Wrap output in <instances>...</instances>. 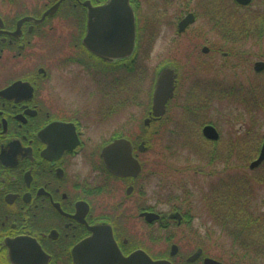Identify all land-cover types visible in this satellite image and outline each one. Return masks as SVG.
<instances>
[{
  "label": "flooded vegetation",
  "instance_id": "obj_1",
  "mask_svg": "<svg viewBox=\"0 0 264 264\" xmlns=\"http://www.w3.org/2000/svg\"><path fill=\"white\" fill-rule=\"evenodd\" d=\"M57 1L2 0L12 10H0V264H116L119 251L125 257L143 251L153 261L171 264H207L206 258L224 262L208 245L209 230L220 227L208 217L227 204L220 224L234 225V183L229 184L233 190L228 196L214 192L210 209L202 207V195L181 190L172 180V173L186 169L168 165L167 176L161 175L164 170L155 165L152 138L145 137L161 132L160 124L168 119L177 94L178 78L166 112L160 117L153 114L158 73L165 67L175 69L169 63L159 62L150 73L154 85L147 91L149 100L145 97V118L133 124L131 108L141 105L136 99L141 95L138 89L131 90L145 70L139 59L150 58L153 51L145 50L141 56L145 26L139 0H130L137 38L127 57L114 56L118 48L112 40L101 46L103 56L85 43L90 10L86 2L98 6L107 0H65L38 22ZM234 2L241 8L252 4ZM158 4L153 0L149 21L174 24ZM213 7L214 1L207 13L211 20ZM190 13L195 21L196 10L178 15L176 36L194 23L179 30ZM23 18L27 19L19 24ZM154 28L150 30L155 36ZM201 50L208 53L210 46ZM258 61L264 60L255 61L257 74L264 69H256ZM206 80L212 82L213 97L218 80L201 79L199 87L209 84ZM124 112L132 114L131 128L139 127L134 128L137 138L121 131L119 118ZM119 138L132 142V153L141 165L137 175L114 173L105 162L103 149ZM204 138L219 146L220 137Z\"/></svg>",
  "mask_w": 264,
  "mask_h": 264
},
{
  "label": "rangeland",
  "instance_id": "obj_2",
  "mask_svg": "<svg viewBox=\"0 0 264 264\" xmlns=\"http://www.w3.org/2000/svg\"><path fill=\"white\" fill-rule=\"evenodd\" d=\"M155 1L159 2L157 8L164 11V14L168 13L174 24L149 21L152 20L150 16L155 9L151 8L153 0H139L141 23L145 26L140 40L141 56H144L145 50L153 51L150 58L139 59L145 70L137 86L134 85L131 90L136 92L138 89L137 93L141 95L136 97L141 105L131 108L135 116L133 124L137 125V122L145 118V97L148 101L147 91L154 85L150 73L159 62L169 63L179 74L176 97L168 119L160 124L161 132L145 134L146 138H152L149 142L154 145L155 165L164 170L161 175L166 174L168 165L186 169L172 173V180L178 183L179 189L191 190L196 196L202 195V207L208 205V209L213 204L216 193L225 192V196H228V192L233 189H227L226 186L230 182L234 186L237 184L235 192L242 197L241 204L244 208L236 217L234 215L235 224L229 226L220 224L222 213L228 212L227 204L223 208H214L215 214H211L208 221L214 218V223H219L220 227L215 231L209 230V236H206L208 245L227 264H264V161L255 169L249 167L258 157L264 142V109L259 106L260 103L264 104V69L259 74L254 70L255 61L264 60V39L249 36L234 40L233 35L228 32L225 33L229 37L223 35L207 14H210L214 0ZM215 2L218 4L216 9L222 13L225 22L232 24L264 11V0H254L247 8L238 7L234 0ZM185 9L196 10L197 19L180 36H176V19ZM0 10L11 13L12 9L0 0ZM231 11L233 16H230ZM151 26H155V36L151 33ZM66 29L67 26H64V30ZM203 45L210 46L208 53L202 52ZM211 78L218 80V88L223 86L238 90L237 95L235 94L237 98H213L210 95L213 88H210L211 80H206L209 84L201 83L199 87L201 79ZM131 91L128 90L127 93ZM213 95L217 94L213 92ZM129 114L130 112H124L119 118L122 123L121 131L134 139L137 138L134 128L139 131V127L131 128ZM207 124L214 125L220 132L219 146H212V142H207L204 138L202 127ZM179 125L188 130H176ZM91 136L95 143L100 141L97 135ZM211 153L215 160L209 163V159L212 160L209 158ZM225 160L230 161L226 163ZM196 170L201 172L197 174ZM216 182L219 188L215 187ZM236 198L239 197H234V205L239 206L240 202H236ZM235 226L242 232L237 241ZM202 232L206 233V230L203 229Z\"/></svg>",
  "mask_w": 264,
  "mask_h": 264
},
{
  "label": "water",
  "instance_id": "obj_3",
  "mask_svg": "<svg viewBox=\"0 0 264 264\" xmlns=\"http://www.w3.org/2000/svg\"><path fill=\"white\" fill-rule=\"evenodd\" d=\"M64 0H58L44 14L41 22L46 15L54 14ZM240 3L247 5L253 0H238ZM89 31L85 37V43L98 55H104L101 46L106 44L109 46V40L117 46L115 57H127L132 54L136 46L137 25L134 10L130 0H107L104 5L93 6L89 1ZM25 19L20 20L19 24ZM194 21V15L190 13L180 22V31H184L186 27ZM204 51H208L204 47ZM264 68V61L256 62V69ZM178 73L171 67L163 68L156 80L153 93V114L156 117L162 116L166 112L168 101L175 95L176 81ZM203 134L209 139H218L220 132L212 125L207 124L203 128ZM102 155L108 168L119 174L137 175L141 169L140 162L132 153V142L127 138H119L103 149ZM264 161V142L261 146L259 155L250 163V168L254 169ZM98 231H96V235ZM99 233V232H98ZM93 239H97L93 237ZM99 239V238H98ZM110 243H106L105 247H110ZM207 264H225L224 262L212 258H206ZM116 264H171L164 261H153L152 258L142 252L131 254L127 257L123 256L119 251L115 259Z\"/></svg>",
  "mask_w": 264,
  "mask_h": 264
},
{
  "label": "trees",
  "instance_id": "obj_4",
  "mask_svg": "<svg viewBox=\"0 0 264 264\" xmlns=\"http://www.w3.org/2000/svg\"><path fill=\"white\" fill-rule=\"evenodd\" d=\"M215 1H218V3H220V2H222V0H214V7L212 10V16H213V19L215 20L214 25H216V27H218L220 32H223V35H225L226 37H229L225 33V32H228V33L233 35L232 38L234 40L237 38H241V39L247 38L249 36H252V37L257 36L259 39L260 38L264 39V11L256 12L255 16L249 15V16L243 18L242 21L238 22L237 24L227 23V22H225L226 19L225 20L223 19L224 16L222 15V13L216 9L218 7V4H216ZM230 16H233L232 11L230 12ZM220 20H222V22H220ZM237 92H238V90H236L233 87H231L230 89H227L226 87L222 86L221 88H218V92L216 93L217 95H214L213 97L217 98L219 100L224 99V98L231 99V98L236 97ZM259 106H261V108L264 109V104L261 105V103H260ZM139 137H141V136H139ZM139 137H138V139H139ZM191 146H193V145H191ZM252 150L253 149H251L250 152H252ZM254 153H255V151L252 154H254ZM209 158L214 159V156L212 153L209 155ZM209 161H211V160L209 159ZM237 181H239V180H237ZM237 186L238 185L235 184V186H234L235 191L237 189ZM227 187L229 188L231 186L228 185V186H226V188ZM235 197H239V198H236V202H240L239 206H236V204L234 205L235 206L234 215L236 217L239 213H241L240 210L243 209L244 206H243V204H241L242 197L240 195H235ZM235 227H236V229L234 230L235 231L234 234L236 233L235 240L237 241V239L240 238L239 233H242V232L239 230V228L237 226H235ZM263 232H264V228H263Z\"/></svg>",
  "mask_w": 264,
  "mask_h": 264
}]
</instances>
